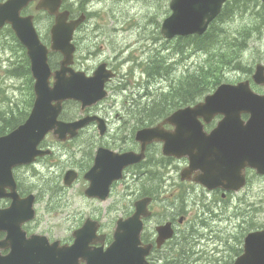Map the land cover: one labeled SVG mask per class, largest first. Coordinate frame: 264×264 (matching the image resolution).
Listing matches in <instances>:
<instances>
[{
	"label": "water",
	"instance_id": "95a60500",
	"mask_svg": "<svg viewBox=\"0 0 264 264\" xmlns=\"http://www.w3.org/2000/svg\"><path fill=\"white\" fill-rule=\"evenodd\" d=\"M31 1L36 0H9L0 5V30L6 24L12 26L28 50L36 81V100L29 118L9 135L0 138V199L13 200L5 214L0 210V232L8 233V240L0 241V250L12 249L7 257L0 254V264H149L146 257L150 248L140 247V235L142 218L149 216L150 198L137 202L133 217L118 222L114 242L106 251L103 247H94L104 243V238L97 236L96 223H87L75 232L72 246H61L59 242L50 244L41 237L28 240L22 232V226L34 218L35 197L20 199L13 170L50 153L39 148L49 133L59 141H66L94 121H99V128L103 131V121L98 117L88 116L73 123L60 121L59 117L66 101L81 103L83 111L102 101L106 97L105 83L110 78L102 68L89 78L69 67L75 52L71 43L73 33L83 22V17L68 22V14L59 13L62 0H40L38 9L56 16L51 51L64 56L61 69L54 74L51 85L53 74L48 63L49 50L39 41L33 17L22 18L20 15ZM225 2L173 0V15L164 22L163 35L172 38L204 34L209 24L220 15ZM253 79L256 84L264 86V66H257ZM244 115L248 118L244 119ZM217 116L223 119L213 132L206 133L201 121L210 123ZM166 124L175 130L165 131ZM137 140L142 145L141 155L99 154L95 168L88 175L93 184L89 196L100 194L99 197L105 200L111 184L122 178L124 168L140 163L146 146L154 142L163 144L165 156L189 160L190 165L183 172L184 179H191L194 175V182L209 190L221 188L238 192L246 186L247 169H254L264 176V94H256L249 81L223 84L194 108L179 110L157 127L139 131ZM76 177L70 171L65 181L70 184ZM159 233L160 241L173 235L168 226L159 228ZM235 264H264V230L247 236L244 254Z\"/></svg>",
	"mask_w": 264,
	"mask_h": 264
},
{
	"label": "flooded vegetation",
	"instance_id": "af4514ba",
	"mask_svg": "<svg viewBox=\"0 0 264 264\" xmlns=\"http://www.w3.org/2000/svg\"><path fill=\"white\" fill-rule=\"evenodd\" d=\"M5 1L0 0V4ZM109 1L62 0L60 8L61 13H69V22L81 16H84L85 19V22L77 28L73 35L72 42L76 47V52L71 68L76 72H83L89 77L93 76L101 66L105 68L106 72L115 73V77L110 79L106 85L109 96L88 111V114L98 115L104 119L106 127L104 136L99 135L96 124H93L81 132L80 137L75 141L59 143L52 137L56 146L46 143L43 146L51 148L53 155L38 159L32 167L35 169L38 166L44 168V163L51 162L52 164L54 159L58 164L56 166L52 164L48 168L51 172L63 168L64 164H68L64 170L73 169L77 172V183H82L80 197L89 205L94 206V212L89 214L87 219L99 223L97 224L100 228L99 234L107 236L106 246L109 245L111 236L103 232V226L98 220V213L100 207L114 198L116 192L123 191L126 193L128 201H115L113 207L115 211L117 209L122 211V215L118 214V219L131 216L135 212L136 202L140 199L145 197L153 199L149 208L151 215L143 220L144 225L141 234V247H151V253L147 258L150 264H234L235 260L243 253L246 235L252 231L260 230L264 224L255 225L256 220L260 222L255 218V215L253 218L251 215L243 217L241 221L238 220V223H234L233 217H226V212L231 209L234 199L239 197L241 193L235 194L221 189L209 191L192 180H184L182 174L188 165V160L161 156L162 144L153 143L147 146L145 159L125 169L123 179L113 182L110 186V198L107 201H100L98 195L91 197L86 193L92 184L88 175L95 168L100 148L117 153L141 152V145L133 136L136 126L139 124L136 120L137 114L130 115L135 120L128 121L125 119L126 115H121V111L126 109L125 106H120L121 109H119L116 100L109 104L110 98L114 97L111 93H125L122 89L126 80L134 75V68H141L142 74L146 75L149 80L153 75L151 65L149 64L147 71L143 70V62L138 64L134 51H131L139 50L144 54L147 52L145 50L151 47L150 44L153 48L169 46L168 49L171 46L179 49L211 47L215 43L216 36L215 23L217 24V21L211 23L205 35L201 37L197 35L178 36L172 39L165 37L162 27L165 20L171 16L172 0H117L118 2L129 3L124 11L115 10ZM38 6L39 1L29 3L21 15L34 17L35 28L41 42L50 48L56 17L45 10H39ZM138 7L146 8V13L143 14V9L138 11ZM139 14L143 15L142 20L146 22L145 24H134L137 22L135 17ZM121 21H124L126 26L121 27ZM131 36L136 37L130 38ZM202 37L204 40L203 44L200 45V38ZM106 48L114 49L116 57H101V53L105 52ZM109 52L113 53L111 50ZM62 60L63 56L60 53H50L49 62L53 72L60 69ZM129 63H132L130 68H128ZM161 63L163 64V60ZM18 65L19 62L9 68H15ZM153 69L157 70L155 73L156 80L166 79V71L160 73L157 68ZM130 108L152 111L155 106L142 105L131 106ZM80 117L78 116V118ZM140 124L142 128L152 126L150 122ZM128 125L130 129H128ZM216 125L217 121H214L206 126V130L210 132ZM91 128L92 131H90ZM166 129L171 130L173 127L166 126ZM77 144L78 147H76ZM156 167L159 169L158 172L154 173ZM60 175L63 178V175ZM60 175L53 176L55 179H51L52 182L56 183L48 191V201L45 204L42 202L46 200V196L39 191L35 192L37 215L42 209L43 215L47 219L38 220L37 217L35 221L25 224L23 229L27 233V237L43 235L51 243L58 241L61 245H72L74 243V231L80 227L73 228V225H66L65 219L61 217L62 212L72 208V197H68L72 194L69 193L70 189L57 184ZM20 193L21 197H25L21 190ZM239 199L242 200V198ZM11 203L10 199L4 198L1 204L2 209L5 211L11 206ZM194 209H197L196 212L193 211ZM195 213L198 215L209 214V218L214 219V222L209 223L208 218L198 221L199 216L195 220H191ZM67 215H72V211ZM50 218H53V221H50ZM167 224L171 225L175 236L159 247L158 228ZM205 228L208 233L201 232ZM235 230L238 231L235 233ZM0 238L5 241L7 233L4 231ZM201 238L203 240L207 238V243L203 244ZM9 253L10 250L5 249L1 253V257L7 256Z\"/></svg>",
	"mask_w": 264,
	"mask_h": 264
},
{
	"label": "rangeland",
	"instance_id": "374dc122",
	"mask_svg": "<svg viewBox=\"0 0 264 264\" xmlns=\"http://www.w3.org/2000/svg\"><path fill=\"white\" fill-rule=\"evenodd\" d=\"M109 4L115 10L124 11L129 3L110 0ZM234 7L236 8V10L233 14L230 15L228 19L222 17L221 20L217 23V25H220V27L223 28V30L227 33L224 44H221L220 47L228 46L229 43H231L233 39H235V37H239L240 35L245 33L247 37V46H244L242 50L243 52L240 54L238 61L242 66L250 68V72H252L253 70L254 73L256 65H264V25L261 24V22L264 23L263 4L259 0H252L251 2L241 3H236L234 2V0L227 1L225 8L234 10ZM141 9L144 10L143 14H145L146 8H137L138 11ZM142 17V14L136 15L135 19L137 20V22H135L134 24H145L146 22L142 20ZM120 25L121 27L126 26L124 21H121ZM133 37L136 36H131L130 38ZM150 45L151 47L147 48L145 50L147 52H145L144 54L139 50L131 51H134V56L138 58L137 63L141 61L140 59H143L145 57V59L143 60H147L145 64H150L151 68H158L160 73L165 72L166 70L168 75L166 73V79L162 81L156 79L149 80L141 74V68L135 69L134 72L136 73V76L131 79V83H129L130 85L127 86L126 92L124 94L123 92L117 94L111 93L112 95H114V97H112L110 100H116L119 109H121L120 106L126 102V98H128L130 101L133 100L134 103H136V101H141L143 103L148 102L150 104H155L154 99L158 98V95L161 93V91H169L171 89V86H176L175 83H177L179 80H182L189 73V71H195L198 68V65L203 63L206 59L205 52H201L200 50H197L195 48L186 47L185 51H183L182 53H178L177 49L179 48L174 46H171L168 49L169 46L166 48H153L152 44ZM109 50H111L113 53H110ZM100 56L103 58H115L116 51L114 49L106 48L105 52H102ZM136 57L135 59H137ZM162 60L165 70H162L160 68V63ZM130 67H132V63L128 64V68ZM252 74L246 72L245 70L239 69L235 66V63H233L229 66H224L221 80L225 83L235 84L248 79L251 80ZM217 81L218 79L214 80L215 83ZM12 82L19 87V90L16 91L15 94L9 92L12 98H10L9 100V97H6L8 96V93L7 91L5 92V86L11 85ZM128 82L126 81V84ZM252 86L253 89L258 93H262L264 91L263 87H259L255 84H253ZM29 87V84L25 86L23 80L21 79H9L7 76H5V71L0 67V99L3 103L1 107L5 110L9 108L16 111V118L21 117L19 115V112H30L32 96ZM214 89H216V87L212 86V91ZM147 93L151 94L145 96ZM109 103H112V101H110ZM185 105H187V103L182 104L179 107ZM65 111L67 112L68 116L71 114L72 117L78 116L80 114V110L76 109L74 105H68V107L65 108ZM152 116H156L155 111L152 112ZM3 117L5 116L0 115V127L5 126ZM138 118L140 123L150 122L153 119H146L142 117ZM12 122L14 123V120ZM90 131H92V128L90 129ZM45 142L47 145L55 144V140L52 138V136H49ZM76 147H78V144ZM29 167L30 168H18L16 170V174L20 175V180L24 184L25 188H27V185H31L34 187L35 191L38 192L40 190L38 186L42 184L43 180L40 178L32 177L33 170L31 168L33 167ZM67 167L68 164H64L63 168L56 169L55 172L48 173L46 170L42 172L47 174L50 178L53 176H59L60 174L64 175L66 171L64 169ZM40 168L42 170L41 166H38L36 170H40ZM81 189L82 183H79L69 191V193L72 194V196L68 195V197H72V208H68L67 210L62 212L63 215H61V217L65 219L66 225H73V228L80 227L82 223L87 219V216L94 212V206L89 205L84 199L80 197ZM45 196L46 200L42 202V204H45L48 201L49 195ZM239 198H242V200ZM118 200L128 201L126 193H124L123 191L116 192L114 198H111L103 206H101L98 213V220L103 226V232L111 236L113 235L116 221L119 218L118 214L122 215V211L120 209H117L116 211L113 209L114 202ZM196 210L197 209H194L193 211L196 212ZM70 211H72V215H67ZM248 215H251V218H253V216L255 215V218L260 221L258 222L256 220L255 225L264 223V177L258 176L255 172L249 173V183L247 188L244 189L243 193H241L239 197L234 199V203L233 205H231V209L226 212V217H233L234 223H237L238 216L246 217ZM197 216H199L198 221H202L208 218L207 220L209 223L214 222V219L211 220L209 218V214L198 215L197 213H195L191 220H195ZM41 219H47V217H44L42 209H40L39 220ZM49 220L53 221V218H50ZM239 221H241V219H239ZM212 228H214V225H212ZM237 231L238 230H235L234 232L236 233ZM201 232L208 233V230L205 228ZM202 241L203 244H206V240L202 239Z\"/></svg>",
	"mask_w": 264,
	"mask_h": 264
},
{
	"label": "trees",
	"instance_id": "16d2710c",
	"mask_svg": "<svg viewBox=\"0 0 264 264\" xmlns=\"http://www.w3.org/2000/svg\"><path fill=\"white\" fill-rule=\"evenodd\" d=\"M236 3H241L245 1L234 0ZM234 10L227 9L223 11V17L228 19L231 14L234 13ZM223 34V35H222ZM226 32L223 28L218 25L217 28V46L214 48H208L201 46L198 48L201 51H205L206 59L199 70L194 71L186 75L182 80H179L176 86L172 87L168 91L167 95L160 97L154 103L159 106H164L165 108L160 109L156 112V116L153 117L152 121L166 116L170 113L172 108H177L182 104L193 103L197 100L202 99L205 95L212 91V86L217 87L223 81L221 80L222 71L224 66H229L235 63V66L241 70H245V66H242L238 61L240 54L243 52L244 46H247V37L243 33L239 37H235L231 43L226 47H220L221 44H224ZM203 44V39H200V45ZM29 63L23 61L21 67L24 68V76H29ZM219 72V76H218ZM218 79L215 83L214 80ZM170 108H167V107ZM5 123V117L3 118ZM9 130L14 128V123L8 122L6 126ZM5 126L0 127V135L5 134Z\"/></svg>",
	"mask_w": 264,
	"mask_h": 264
},
{
	"label": "bare ground",
	"instance_id": "6f19581e",
	"mask_svg": "<svg viewBox=\"0 0 264 264\" xmlns=\"http://www.w3.org/2000/svg\"><path fill=\"white\" fill-rule=\"evenodd\" d=\"M132 7V6H131ZM154 68H156V67H154ZM160 68L162 69V70H165V67L163 66V64L162 63H160ZM158 69V68H157ZM166 71V70H165Z\"/></svg>",
	"mask_w": 264,
	"mask_h": 264
}]
</instances>
